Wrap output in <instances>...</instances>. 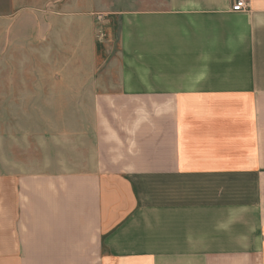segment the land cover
Here are the masks:
<instances>
[{"label":"crops","instance_id":"1","mask_svg":"<svg viewBox=\"0 0 264 264\" xmlns=\"http://www.w3.org/2000/svg\"><path fill=\"white\" fill-rule=\"evenodd\" d=\"M246 1L116 11L101 61L79 0H0V264H264V0ZM24 71H82L49 173L26 172Z\"/></svg>","mask_w":264,"mask_h":264},{"label":"rangeland","instance_id":"2","mask_svg":"<svg viewBox=\"0 0 264 264\" xmlns=\"http://www.w3.org/2000/svg\"><path fill=\"white\" fill-rule=\"evenodd\" d=\"M165 2L166 0H79V3L73 5V9L80 13L77 17L75 16L76 19L94 23L96 55L99 60L107 61L115 55L118 48V40L114 34L115 29H113L115 27L113 23L119 19L116 11L153 9L164 5ZM47 4L48 0H41L43 10L41 13L46 17L48 11L44 10H48ZM104 20L109 21L111 28H102L106 25ZM100 28L103 33L109 30L112 34V36L110 34L111 39H107L104 35L101 36ZM24 73L23 85L19 89H23L25 93V107L22 108V114L20 109L24 123L20 126H23L25 131L26 172H32L29 169L36 171L40 169L42 173H49L52 172L49 170V164L59 161L64 156L65 149L61 145L64 144L66 127L75 132L80 127L78 123L80 110L78 107L65 108V91L74 86H80L82 71H24ZM95 74L94 79H100L101 85L103 81L113 82V77L105 76L104 71H95ZM11 78L10 86L14 83ZM13 88L15 92L17 88L15 83ZM1 111L0 108V115ZM9 113L15 115L13 108H9ZM67 114L71 117L69 124L64 122ZM8 126L16 128V125L9 124Z\"/></svg>","mask_w":264,"mask_h":264},{"label":"built area","instance_id":"3","mask_svg":"<svg viewBox=\"0 0 264 264\" xmlns=\"http://www.w3.org/2000/svg\"><path fill=\"white\" fill-rule=\"evenodd\" d=\"M248 8L246 0H232L231 10L232 11H242Z\"/></svg>","mask_w":264,"mask_h":264}]
</instances>
